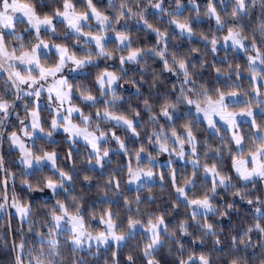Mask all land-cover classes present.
<instances>
[{
	"label": "trees",
	"instance_id": "trees-1",
	"mask_svg": "<svg viewBox=\"0 0 264 264\" xmlns=\"http://www.w3.org/2000/svg\"><path fill=\"white\" fill-rule=\"evenodd\" d=\"M18 1L30 5L41 18L54 17L67 4L81 13L89 8L88 0ZM90 1L108 17L109 33H123L130 40L122 48L116 39H110L105 47L111 56H103L86 68V73L71 77L73 103L95 119L104 112L136 119L137 136L108 118L99 120L102 130L116 129L117 134L128 137L126 151L112 152L102 169L90 165L95 156L87 144L70 142L62 132L55 134L54 141L38 137L34 151H55L58 170L70 175V183L50 196L37 192L51 182H62L60 175L45 167L24 173L17 163L19 152L4 145L0 158V264H15L21 245L35 251L38 247L49 250V243L41 241L49 236L59 240L54 243L57 264H264V175L245 178L235 168L236 158L258 154L264 145V113H256L253 124L241 125L244 147L238 151L227 128L218 125L211 130L191 109L234 93L250 97L249 103L232 104L234 109L256 105L251 98L254 82L248 76L252 71L248 56L220 43L228 32L237 30L251 46L248 51L264 54V0H245L242 10L237 8V0ZM155 3L159 5L154 10ZM27 24L21 22L17 30L23 32ZM183 24L190 31L181 29ZM57 25V34L44 31L41 37L66 45L79 56L97 54L75 45L80 36L72 33L67 23L59 21ZM35 37L32 30L24 32L25 48H31ZM131 52L134 56L121 61ZM106 70L119 75V100L107 103L106 95L94 103L84 101L83 96L102 95L98 80ZM1 87L5 94H13L10 83ZM42 114L49 129L53 113L43 108ZM173 136L185 142L192 139L195 153L187 156L193 163L172 160L170 165L153 164L159 178L129 188L130 167L136 165L141 153L152 155L157 140L164 142ZM170 157L160 156L162 161ZM260 158L264 166V153ZM141 161L143 167L150 164ZM2 166L8 177L9 197L29 208L26 219L15 213L6 215ZM190 201H208L216 210L197 213ZM62 210L79 215L95 231L100 225L94 222L108 213L116 231L125 233L132 225L140 229L121 246L95 254L75 253L69 238L61 240L52 223L53 216ZM157 219L165 227L159 232L158 248L147 253L152 238L141 227Z\"/></svg>",
	"mask_w": 264,
	"mask_h": 264
},
{
	"label": "rangeland",
	"instance_id": "rangeland-1",
	"mask_svg": "<svg viewBox=\"0 0 264 264\" xmlns=\"http://www.w3.org/2000/svg\"><path fill=\"white\" fill-rule=\"evenodd\" d=\"M237 1V8L242 10L245 0ZM88 2L89 8L85 12H78L71 4H67L66 9L57 12L54 17L41 18L28 4L18 0H0V158H2L3 146L7 144L10 149L19 152L17 163L24 173L31 174L36 169L44 167L56 171L62 178V182H51L44 191H38L37 194L42 196H50L63 189L65 183H70V175L58 170L55 151L43 153L34 151L32 146L36 144L38 137L54 141L55 134L62 132L70 142L85 143L95 156L90 165L102 169L110 161L112 152L126 151L128 137L120 136L116 129L102 130L99 120L108 118L110 122L124 126L131 136H137L134 128L136 119L115 116L109 112L98 113L95 119L91 115L84 114L82 108L73 103L71 77L86 73V68L99 63L103 56H111L105 47L110 39H116L122 48L130 40L129 36L123 33H109L108 17L102 14L90 0ZM158 5L159 3L153 4V9H157ZM59 21L67 23L72 33L80 36V39L75 40L76 46L97 54L79 56L68 50L66 45L41 37L44 31L57 34ZM21 22H28L23 32L17 30ZM184 27L188 28L186 24L180 28L190 31ZM27 29L34 32L36 35L34 40H37L29 49L25 48L24 40V32ZM238 33L237 30H231L220 44L234 46L248 56L252 70L248 76L254 82L251 98L257 101L256 105L249 107L250 104H247L243 109H234L232 104L247 101L249 103L250 100L248 96L234 93L224 95L216 102L191 106V109L197 113L198 118L208 124L211 130H216L218 125L227 128L231 132L237 150L241 151L244 147L241 125L253 124L255 114L264 113V64L262 62L264 54L257 50L248 51L251 46ZM134 54L131 52L128 56H123L121 61L131 58ZM2 83H10L13 88L12 95L4 93ZM98 85L102 89V95L99 98L86 95L82 99L94 103L109 95L106 99L107 103H116L119 100L116 96L119 85L118 74L109 70L104 71L98 80ZM43 108L53 113L49 129L44 126ZM157 137L160 138V133ZM166 140L164 142L157 140L153 144V148L157 150L152 155L151 152L141 153L136 165L130 167L129 188H139L158 179L159 174L152 168L153 164L159 167L170 165L172 160L193 163V160L187 156L188 152L195 153L192 139L185 142L173 136ZM257 153L235 160L236 171L246 175L245 178L264 175L263 161L260 158V155L264 153V145ZM161 155L171 157L162 161ZM141 160L149 161L150 166L143 167ZM1 168L2 196L6 215L15 213L20 218L26 219L29 208L21 205L17 199L12 200L9 197L8 177L4 167ZM190 204L195 212L201 214H210L216 210L215 206L208 201H190ZM52 223L59 232L57 234L62 237L61 240L69 238L75 253L89 254H95L100 249L107 250L110 246L118 247L125 244L139 228L132 225L125 233H120L116 231V224L111 218V213H108L106 217L94 222L100 225V229L95 231L87 227L86 222L79 215L70 214L64 210L53 216ZM164 227L160 219L141 227L145 234L152 238L147 253L158 248L159 232ZM41 241L49 243L51 248L48 250L47 247H38V251H35L21 245L15 255V264H57L58 253L54 243L59 241L58 237L49 236L42 238ZM39 252L43 255H38ZM47 253H49L48 257H46Z\"/></svg>",
	"mask_w": 264,
	"mask_h": 264
}]
</instances>
